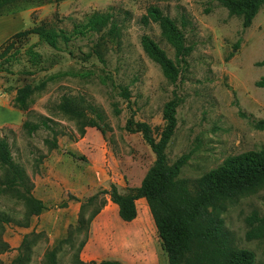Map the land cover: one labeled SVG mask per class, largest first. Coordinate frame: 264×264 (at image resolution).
Segmentation results:
<instances>
[{"label":"rangeland","instance_id":"1","mask_svg":"<svg viewBox=\"0 0 264 264\" xmlns=\"http://www.w3.org/2000/svg\"><path fill=\"white\" fill-rule=\"evenodd\" d=\"M149 6L176 21L184 34L185 55L176 54L156 22L143 19ZM94 11L111 12L120 28L118 39L106 42L103 62L93 53L99 33H73ZM9 14L18 18L13 24L15 32L45 25L63 31L70 40L52 48L30 34L15 39L0 57L3 89L41 85L28 97L23 111L25 120L39 128L29 134L22 126H5L0 137H6L13 160L32 179L33 195L47 198L39 215L27 217L23 200L0 193V212L12 218L0 226V264H11L27 252L26 264H81L76 252L86 230L75 229L80 205L85 204L82 213L87 217L103 201L107 203L112 184L121 193L140 184L155 155L129 124L145 121L157 134L164 124V105L172 98L179 103L166 154L169 162L188 155L179 178H197L231 155L264 148V129L256 126L257 120L264 119V87L256 85L264 78V4L248 27L218 0H31ZM144 35L156 41L176 64L174 81L145 53ZM32 52L38 55L36 63ZM64 97L73 98L87 117L97 116L102 131L85 127L80 136L81 120L58 108ZM59 172L68 180L62 196L52 189L44 192L41 178L47 176L53 182ZM83 185L94 188L82 189ZM72 194L81 197L75 200ZM66 201H80V205L63 223L65 213L60 208ZM136 206L140 208V203ZM147 210L149 217L140 212L139 225L125 236L129 243L118 239L108 253H128L129 264H168L148 206ZM253 214L264 215V188L228 202L220 217L233 246L251 251L253 264H264V238H247V219ZM117 220L118 212L110 214L107 229L123 238ZM27 221L28 226L21 225ZM148 225L146 240L142 227ZM52 250L53 262L49 258Z\"/></svg>","mask_w":264,"mask_h":264},{"label":"trees","instance_id":"2","mask_svg":"<svg viewBox=\"0 0 264 264\" xmlns=\"http://www.w3.org/2000/svg\"><path fill=\"white\" fill-rule=\"evenodd\" d=\"M31 0H0V16L13 12L19 5ZM61 1V0H39ZM231 14L242 17L243 27H248L258 13L264 0H218ZM144 20H152L159 25L166 41L174 48L177 55L186 54L184 34L176 21L164 14L156 6L147 8ZM99 33V41L93 48V53L100 61L103 59V48L107 41H116L120 35L117 20L109 11H94L85 23L76 26L74 35H84L87 32ZM36 34L40 41L52 48H57L59 41L68 43L70 36L63 31L57 32L54 28L45 25L34 26L13 33L0 45V57L5 55L13 46L14 40ZM142 47L145 53L159 64L164 76L174 81L178 69L174 61L168 57L165 50L147 35L142 37ZM33 63H36L37 54L31 53ZM264 64V61H262ZM257 86L264 87V78L256 81ZM41 85L33 86L26 83L16 89L14 106L24 111L26 101ZM178 99L167 101L163 108L164 124L154 133L151 125L145 121L129 124L134 130L142 134L155 155L153 164L148 168L140 184L128 187L125 192H119L116 185L110 189V200L118 207V215L123 221H131L137 216L136 200L144 198L153 219L161 247L167 254L168 264H253L254 255L251 251L236 248L231 242L228 230L223 225L220 213L225 211L228 202L241 196L253 193L264 188V148L247 150L229 156L220 166L188 179L179 178L181 167L188 158L181 155L173 162H169L166 147L176 127V108ZM58 108L70 117L81 120L80 136L84 135L85 127L100 129L98 117H87L73 98L64 97ZM22 128L27 133H33L39 124L24 120ZM256 126L264 129V119L256 121ZM102 131V130H101ZM56 145L54 142L53 146ZM0 193H9L23 200L27 217L37 216L44 209V202L33 195V181L26 170L13 160L11 148L5 136L0 137ZM94 196L88 198L90 202ZM72 198H78L72 195ZM80 205V214L75 229L86 230L83 240L79 243L76 260L81 264H125L117 259H101L84 262L79 254L89 235V226L92 219L105 206V201L94 208L87 217H84ZM83 207V208H82ZM12 218L0 212V226L9 223ZM249 230L247 238H264V215L253 214L247 219ZM28 221L23 226H28ZM70 236V235H69ZM69 237L64 240H68ZM26 236L23 238L24 244ZM29 251V246H26ZM55 250L50 252L53 262ZM30 259L29 253L19 254L11 264H26Z\"/></svg>","mask_w":264,"mask_h":264},{"label":"crops","instance_id":"3","mask_svg":"<svg viewBox=\"0 0 264 264\" xmlns=\"http://www.w3.org/2000/svg\"><path fill=\"white\" fill-rule=\"evenodd\" d=\"M18 20L16 16L14 15H3L0 16V45L3 41H5L8 37H10L17 28H14V22L15 20ZM16 94V89L14 90H6L3 89L0 86V130L5 127L9 126L12 128L20 127L25 120V113L14 106V97ZM89 144L90 143L89 141ZM57 178L54 179L53 182H48L50 180V177L46 176L45 178H41L44 182V192L50 191L51 189L56 191L59 196H62L63 186H65V183L68 181L65 177H63L62 173H56ZM70 182H72V178L69 179ZM64 181V182H63ZM48 182V184H46ZM138 186V185H137ZM67 190L70 189L65 187ZM94 188L93 185H83L82 189H92ZM76 196L77 198L81 197L77 194H72ZM41 199L45 206H46V200L47 198L41 197ZM136 202L140 203V208L137 206V216L131 220V221H123L121 218L120 220H117V223L121 226V237L118 236V234H115L114 232L108 231V221L110 214L115 215L116 212H118V207L115 203H113L110 198H107V203L105 206L100 210V212L92 219L89 226V235L86 243L84 244L83 248L80 251V259L84 262H89L91 260L99 261L101 259H107L106 256L110 255L112 256L111 259H117L125 264L127 263L128 253H124L123 256L121 255H112L108 253L112 249L110 248L111 244L118 243L120 240L122 244L129 243V240L125 237L128 236V234H131V230L139 225L137 223L140 212L145 216H148V210H147V202L144 198H139L136 200ZM80 201H66V203L63 205L62 208H60L63 213H65L61 221L64 223L66 220H70V217H72L73 213L79 208ZM71 209V213H68L66 211H69ZM66 223V222H65ZM69 223V222H67ZM67 225V224H66ZM142 232L144 233V236L146 237V240L149 238L150 233V226H144L142 227ZM119 239V240H118ZM158 241V238H157ZM130 256V255H129ZM131 257V256H130Z\"/></svg>","mask_w":264,"mask_h":264}]
</instances>
